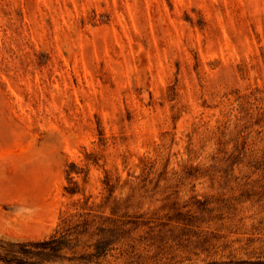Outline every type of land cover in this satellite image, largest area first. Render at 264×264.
<instances>
[{
    "label": "rangeland",
    "instance_id": "1",
    "mask_svg": "<svg viewBox=\"0 0 264 264\" xmlns=\"http://www.w3.org/2000/svg\"><path fill=\"white\" fill-rule=\"evenodd\" d=\"M75 224L44 264L264 260V0H0V244Z\"/></svg>",
    "mask_w": 264,
    "mask_h": 264
},
{
    "label": "trees",
    "instance_id": "2",
    "mask_svg": "<svg viewBox=\"0 0 264 264\" xmlns=\"http://www.w3.org/2000/svg\"><path fill=\"white\" fill-rule=\"evenodd\" d=\"M80 227V224L71 225L65 232L45 239L1 243L0 260L9 264H44L46 261L62 258L72 260L74 257L67 258L63 255V250L77 245L78 234L82 232ZM95 247L97 255H101L102 245L97 243ZM79 259L86 257L80 256ZM231 264H264V260H240Z\"/></svg>",
    "mask_w": 264,
    "mask_h": 264
},
{
    "label": "bare ground",
    "instance_id": "3",
    "mask_svg": "<svg viewBox=\"0 0 264 264\" xmlns=\"http://www.w3.org/2000/svg\"><path fill=\"white\" fill-rule=\"evenodd\" d=\"M35 217V216H34ZM35 222V221H34ZM18 228V227H17ZM31 229V228H30ZM10 230H11V228H10ZM17 230V229H16ZM23 230V229H22ZM8 231V230H7ZM20 231V230H19ZM13 232V231H12ZM11 232V233H12ZM22 232H24V231H22ZM15 233V232H14ZM25 233V232H24ZM7 234H10V233H7ZM17 235V234H16ZM22 235H24V234H22ZM15 236V235H14ZM21 237V236H20Z\"/></svg>",
    "mask_w": 264,
    "mask_h": 264
}]
</instances>
